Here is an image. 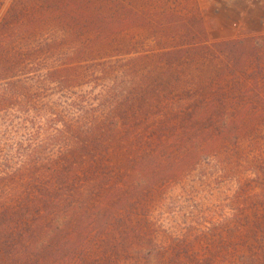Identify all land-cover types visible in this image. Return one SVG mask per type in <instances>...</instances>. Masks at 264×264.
Wrapping results in <instances>:
<instances>
[{
    "label": "trees",
    "instance_id": "1",
    "mask_svg": "<svg viewBox=\"0 0 264 264\" xmlns=\"http://www.w3.org/2000/svg\"><path fill=\"white\" fill-rule=\"evenodd\" d=\"M4 2L0 264H264V35L211 42L197 0Z\"/></svg>",
    "mask_w": 264,
    "mask_h": 264
},
{
    "label": "rangeland",
    "instance_id": "2",
    "mask_svg": "<svg viewBox=\"0 0 264 264\" xmlns=\"http://www.w3.org/2000/svg\"><path fill=\"white\" fill-rule=\"evenodd\" d=\"M10 1L5 0L2 12L7 9ZM197 3L211 42L264 35V0H197ZM256 120L254 117L249 118L252 122V125H249L251 134L246 133V136L247 140H253V137L261 140L260 159L264 163V121L257 124ZM256 125H261L258 126L259 134L253 130ZM257 152L256 150V154H259ZM242 175L245 177V173ZM246 176L252 174L248 173ZM180 192V187L175 188L174 194Z\"/></svg>",
    "mask_w": 264,
    "mask_h": 264
}]
</instances>
